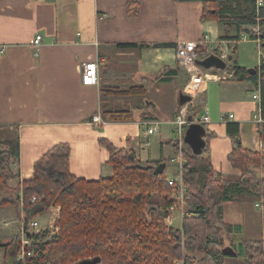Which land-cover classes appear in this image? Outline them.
Here are the masks:
<instances>
[{
  "label": "crops",
  "instance_id": "1",
  "mask_svg": "<svg viewBox=\"0 0 264 264\" xmlns=\"http://www.w3.org/2000/svg\"><path fill=\"white\" fill-rule=\"evenodd\" d=\"M202 14L198 1L0 0V125L7 127L5 131L15 126L19 139L18 157L9 159L13 173L6 181L9 189L31 179L34 161L56 143L69 144V171L76 178L110 177L109 153L99 144L100 138L132 149L144 165L154 166L160 160L174 163V176L178 165L172 160L170 122L181 107L179 94L192 90L189 106L200 110L210 102L209 123L202 125L213 133L207 139L210 163L214 171L236 181L240 171L228 160L231 140L226 124H238L244 149L264 151V123L254 118L260 114L259 98H254L257 87L227 73L225 79L213 80L217 86L214 91L212 87L210 101L202 97L208 87L207 70L200 67L196 72L179 65L175 46L196 42L197 58L202 59L217 46V52L227 54L235 44L236 64L242 68L258 67L264 53L252 39H220L226 34L223 26L202 20ZM37 34L41 41L35 48ZM235 34L233 25L227 35ZM92 60H97L98 82L85 86L81 66ZM115 112L126 115L108 116ZM94 116L104 122L94 123ZM149 127L155 130L148 133ZM257 174L264 178V166ZM262 202L246 193L224 203L223 220L233 227L236 245L245 239H264ZM3 209L10 218L4 224L17 227L6 230L3 244L16 236H29L33 230L25 233L14 206L7 204ZM58 211V206H51L40 215L52 212V220H44L51 225ZM174 213L182 221L181 212ZM13 251L14 247L7 252L0 247L3 264H19ZM223 260L224 264H247L237 255H225Z\"/></svg>",
  "mask_w": 264,
  "mask_h": 264
},
{
  "label": "trees",
  "instance_id": "2",
  "mask_svg": "<svg viewBox=\"0 0 264 264\" xmlns=\"http://www.w3.org/2000/svg\"><path fill=\"white\" fill-rule=\"evenodd\" d=\"M176 1L201 2V19L213 20L223 26L226 34L220 39L237 41L245 33L248 39L258 40L257 45L264 53V0L260 6L256 0ZM137 12L138 9L133 14ZM233 25L236 34L228 36ZM252 26H257L258 31L248 29ZM218 49L215 47L211 53L218 54ZM235 54L234 44L226 69L210 70L213 73L225 71L238 81L253 82L258 90L260 116L264 120V59L255 68L256 72L250 74L247 68L236 64ZM188 107L190 118L198 120L199 110ZM110 114L109 117L116 115L118 118L126 115ZM5 129L7 127L0 125V207L14 206L25 233L30 231L29 224L36 216L51 206L59 207L53 221L57 231H50L52 238L46 241H43L45 231L29 232L31 243L26 249L33 250L34 255L17 260L19 264H45L46 260L52 264H76L95 257L100 259L98 264H177L179 261L183 264H224L221 248L225 239L247 264H264V239H245L236 245L233 227L223 220L224 203L234 201L242 194L249 193L264 200V178L257 174V169L264 166V151L242 147L237 123L226 124L231 140L228 160L240 171L236 181H229L214 171L210 163L207 139L213 136L212 132L206 131L205 146L198 155L183 144L184 163L178 172L188 188L186 205L192 214L183 216L180 227L164 223L171 215L168 209L178 206L168 184L171 177L165 175V167L161 174H153L154 168L166 160H160L154 166L144 165L132 149L116 147L109 140L100 138L99 144L109 153L112 175L88 181L70 173L69 144L56 143L34 161L32 178L10 190L6 184L7 179L13 177L9 159L18 157L19 139L15 126L9 131ZM171 144L176 154L177 144L174 140ZM147 207L149 210L145 212ZM0 247L5 252L14 247V259H17L20 238L16 236L12 242L0 244Z\"/></svg>",
  "mask_w": 264,
  "mask_h": 264
},
{
  "label": "built area",
  "instance_id": "3",
  "mask_svg": "<svg viewBox=\"0 0 264 264\" xmlns=\"http://www.w3.org/2000/svg\"><path fill=\"white\" fill-rule=\"evenodd\" d=\"M263 0H256L257 6L262 5ZM249 30H253L255 32L258 31L257 26H252L248 28ZM248 38L247 34H242V39ZM41 36L37 34L33 40V46L37 48L40 44ZM258 44V40H255ZM176 51V57L178 60L179 65L182 67H186L192 71L200 70V66L196 65L195 59H197V43L193 41H185V42H178L175 46ZM217 55L223 60L226 61L227 54L224 52H219ZM97 60L95 61H85L82 63L81 66V83L85 86H91L95 85L98 82V75H97ZM224 72V71H223ZM208 77L212 80H223L225 79V72L224 74L219 73H210V74H204L205 77ZM196 89V86L195 88ZM193 91L188 92L189 96L191 97V100L194 98ZM254 98H259L257 94L254 95ZM190 100V101H191ZM190 110L188 108V104L181 106L179 110L177 111L176 115L174 116L173 120H171L170 124L172 127V134L175 136L174 141L177 144V153L173 156L172 160L176 161L178 165V169L183 165L184 160L181 156V150L183 149L184 144V136L185 131L189 124L191 123H199L203 126H205L207 123H209V118L207 116V113L204 115H200L199 119L196 120L190 118ZM231 116V115H230ZM255 121L259 123H263L264 120L261 118L260 114H255ZM93 122L96 124H102L104 121L100 118V116H94ZM147 125H150V122H146ZM155 130V127H149L147 132L152 133V131ZM168 184L172 188L173 197L175 199V202L178 206L170 207L168 211L173 214L175 211L181 212V216H185L192 214V212H189V209H186L187 205L186 202L189 199L188 195V188L187 186L182 182V179L180 177V173L175 174L173 177L168 179ZM34 200V197L32 198ZM165 222L171 224V215L167 216L165 218ZM30 231L33 230L35 232H39L40 225L37 220H32L29 224ZM31 243V240L28 238L27 235H22L20 238V251L17 254V260H24L25 257H32L34 255L33 250L26 249L27 246ZM177 264H183L181 261H179Z\"/></svg>",
  "mask_w": 264,
  "mask_h": 264
},
{
  "label": "water",
  "instance_id": "4",
  "mask_svg": "<svg viewBox=\"0 0 264 264\" xmlns=\"http://www.w3.org/2000/svg\"><path fill=\"white\" fill-rule=\"evenodd\" d=\"M226 61L221 59L219 55L216 53H211L207 56H205L202 59H195L196 65L202 67L203 69L209 70V69H217V70H225L227 67V62L231 60V55H227ZM247 72L250 74H254L256 72L255 68H247ZM191 100V97L185 93L179 94V103L184 104ZM205 136H206V130L205 128L199 124V123H191L188 125L185 136H184V143L188 145V147L191 149L192 153L195 155H198L201 153L205 146ZM165 167V163L158 164L154 170L153 174L158 175L163 172V168ZM25 229V227H24ZM221 253L226 256H235L237 253L231 246H224L221 248ZM99 258L95 257L93 259H86L82 260L80 262H77L76 264H98Z\"/></svg>",
  "mask_w": 264,
  "mask_h": 264
},
{
  "label": "rangeland",
  "instance_id": "5",
  "mask_svg": "<svg viewBox=\"0 0 264 264\" xmlns=\"http://www.w3.org/2000/svg\"><path fill=\"white\" fill-rule=\"evenodd\" d=\"M248 38H246L245 40H247ZM241 40H244V39H241ZM256 42V41H255ZM257 43V42H256ZM258 46V45H257ZM227 51V54H231V52H230V50H226ZM251 68V67H250ZM210 73H213V71H211V70H207L206 71V75L207 74H210ZM217 73H219V74H224V72H222V71H218ZM225 76H227V73H225ZM205 79H206V81H207V83H208V87H207V90H206V93L205 94H202V97H205V95H206V98H208V99H210V101H211V94L213 93L212 92V87H213V91H214V88L217 86V84H215V83H213V80L212 79H210V78H208L207 76L205 77ZM212 81V82H211ZM210 106V102H208V103H206L205 105H203V106H201V109L199 110V112H200V115H204V114H206V111H207V114H208V111H209V107ZM199 114V113H198ZM170 136H171V139L172 140H174L175 139V136L172 134V132H171V134H170ZM166 164H167V166H166V176L167 177H170L173 173H172V171H174V169H175V164L174 163H171L170 161H167L166 162ZM172 177V176H171ZM258 199V198H257ZM258 200H260V199H258ZM258 208V207H257ZM260 208V207H259ZM261 208H263L262 210H264V200H263V202L261 203ZM186 209H189L190 210V208H188V206L186 207ZM147 210H149V207H147V208H145V212H147ZM5 211H4V209L3 210H0V244H3V243H5L7 240H6V230L8 231V230H10L11 231V229H16L17 227L15 226V224H11V225H9L10 224V222L9 223H7L6 225L4 224V222L5 221H8L10 218H9V214L8 213H4ZM49 214H50V216H49ZM47 213L46 215H38V216H36L34 219H37V221L39 222V225L41 226V228H40V230H42V232H44L45 231V236H44V239H43V241H46V240H48V239H51L52 237H50L52 234L50 233V231L52 232V231H54V232H56L57 231V229L55 230V228H54V223H53V221L51 222V225H50V222L49 223H47L48 221V219L49 220H52V218L54 217V216H52V212L51 213ZM176 213H174V215H175ZM171 215H173V214H171ZM48 217V219L46 220V221H44L45 220V218H47ZM173 217V216H172ZM18 220V219H17ZM171 221H172V218H171ZM164 223H165V225L166 226H170V227H180V225H181V221L179 220V214H176V218L173 220V222L171 223V224H169V223H167V222H165V219H164ZM173 224V225H172ZM17 225V224H16ZM229 245V241L228 240H224V246H228ZM45 255V254H44ZM1 256V255H0ZM3 259H1V257H0V263H2L3 264V261H2ZM45 264H52L49 260H46L45 261Z\"/></svg>",
  "mask_w": 264,
  "mask_h": 264
},
{
  "label": "bare ground",
  "instance_id": "6",
  "mask_svg": "<svg viewBox=\"0 0 264 264\" xmlns=\"http://www.w3.org/2000/svg\"><path fill=\"white\" fill-rule=\"evenodd\" d=\"M193 81H196L197 83H200L201 79L196 77V76H193ZM193 91V90H192Z\"/></svg>",
  "mask_w": 264,
  "mask_h": 264
}]
</instances>
